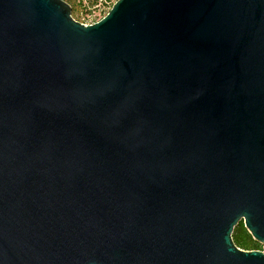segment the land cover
Returning a JSON list of instances; mask_svg holds the SVG:
<instances>
[{
	"label": "water",
	"instance_id": "water-1",
	"mask_svg": "<svg viewBox=\"0 0 264 264\" xmlns=\"http://www.w3.org/2000/svg\"><path fill=\"white\" fill-rule=\"evenodd\" d=\"M264 0H0V264H264Z\"/></svg>",
	"mask_w": 264,
	"mask_h": 264
},
{
	"label": "rangeland",
	"instance_id": "rangeland-1",
	"mask_svg": "<svg viewBox=\"0 0 264 264\" xmlns=\"http://www.w3.org/2000/svg\"><path fill=\"white\" fill-rule=\"evenodd\" d=\"M71 7L72 18L83 25H91L99 21L109 11L116 0H101L96 4L89 3L90 0H63ZM262 251H264V244H262Z\"/></svg>",
	"mask_w": 264,
	"mask_h": 264
},
{
	"label": "trees",
	"instance_id": "trees-1",
	"mask_svg": "<svg viewBox=\"0 0 264 264\" xmlns=\"http://www.w3.org/2000/svg\"><path fill=\"white\" fill-rule=\"evenodd\" d=\"M99 1H101V0H90L89 3L96 4ZM69 2H71V0H68V3ZM81 2H82V0H79V3H81ZM231 238H232L234 245L240 250H243V251H262V245L253 240L251 235L248 233V231L244 227V224L242 221H240L238 223V225L235 227ZM262 252H264V251H262Z\"/></svg>",
	"mask_w": 264,
	"mask_h": 264
}]
</instances>
